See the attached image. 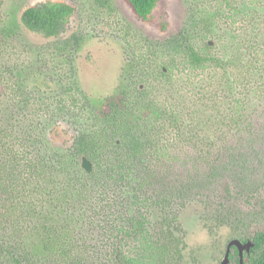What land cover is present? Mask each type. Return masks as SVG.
<instances>
[{"label":"flooded vegetation","instance_id":"flooded-vegetation-1","mask_svg":"<svg viewBox=\"0 0 264 264\" xmlns=\"http://www.w3.org/2000/svg\"><path fill=\"white\" fill-rule=\"evenodd\" d=\"M92 1L117 18L118 35L131 61L122 70L116 93L102 99L93 100L79 83H70L68 97L59 100L72 117L83 115L98 125L82 126L65 152L81 133L97 131L103 137L97 152L102 156L79 157L84 180L98 169L104 182L115 176L129 191L119 193L121 211L105 223L113 247L106 258L97 253L94 261L84 259L85 264H264V0H186L183 29L156 41L136 28L150 21L162 0L148 18L140 17L128 0H123V13L110 0ZM28 8L20 17L23 25ZM0 23L1 57L17 44L9 40L13 22ZM79 42L76 35L62 41L55 59L67 55L72 67ZM9 63L3 65L0 58V89L7 90L8 97L0 95V136L5 133L2 117L23 98L21 71L26 61ZM259 117L260 129L254 124ZM242 153L246 163L237 160ZM180 155L187 171L196 168L201 174L191 185L200 189L197 196L202 198L196 212L203 223L196 242L178 215L170 214L171 183L168 188L164 184L171 172L168 161ZM83 157L93 164L89 173L82 167ZM229 161L231 173L245 174L246 187L242 193L241 184L231 179V194L220 199L211 186L216 185V172L225 167L221 163ZM113 168L117 173L109 171ZM181 188L187 189V184Z\"/></svg>","mask_w":264,"mask_h":264},{"label":"rangeland","instance_id":"rangeland-1","mask_svg":"<svg viewBox=\"0 0 264 264\" xmlns=\"http://www.w3.org/2000/svg\"><path fill=\"white\" fill-rule=\"evenodd\" d=\"M184 1L186 3V0H162L153 11L150 21L139 22L136 29H141L151 41L169 36L175 37L187 22L188 9L185 8ZM42 2H63L74 8L69 25L60 37H46L31 32L21 23L22 12ZM93 2L92 0H0V21L13 22L14 34L9 40L10 44H17L11 48V52L0 57L1 62L3 65H8L12 60H19V65H22L24 60L26 61L23 65L25 70L21 71L23 83L20 91L23 98H18V107L15 110L10 109L2 117L1 129L5 132L2 135L11 139L16 149H21L22 146L31 147L41 156V160L45 158L57 163L60 160L58 151H66L81 127L86 128L87 124L93 123L89 122L92 118L83 115L72 117L68 107L59 100L68 97L66 93L69 91L70 83L72 81L79 83L83 91L93 100L102 99L116 93L122 82V70L127 69L131 61L126 52L127 47L118 35L117 18L108 15L106 7ZM109 4L116 11L118 8L122 13L123 10L125 11L126 5L123 0H110ZM73 35L80 38L81 42L78 43L76 58L71 61V67L69 63L67 64V55L65 57L60 53L55 59V49L62 41L70 39ZM12 52L13 56L10 55ZM72 68L75 70L73 76ZM5 92L7 90L0 89V95L8 99ZM257 121H254L255 126L262 128L259 124L263 122V117H259ZM96 125L95 123L91 126ZM181 160L180 155L168 161L171 172L169 175L166 174L169 179L164 184L168 188V183H171V191L168 192L172 204L169 208L170 214L178 215L185 232L196 242L203 223L196 212L199 200L201 201L202 198L199 199L197 196L200 189L193 188L197 184L193 179L201 174L196 168L187 171L189 168L187 161L181 164ZM237 160L246 163V155L242 153ZM221 164L225 167L221 169L222 172H216L213 181L216 185L211 186L210 183L206 185L213 187L217 198L219 195L222 199L226 192L229 191L231 194V179H235L241 184L243 193L246 187V183L243 182L246 181L245 174L231 173L228 170L232 164L230 161ZM19 166L20 170L25 169L26 172L29 170L23 161ZM61 170L56 169L54 180L46 184L39 178H27L20 174L17 179V192L13 193L9 189L0 190V221L3 225L0 226V233L5 230L8 234L6 237L22 240L25 245L30 246L38 240V236L32 232L34 225L47 221L59 227H69L73 231V239L77 241H75L78 246L75 249L76 254H82L88 262L90 259L94 261L98 256L97 253L101 258H106V253L113 246L106 238L108 235L105 232L107 228L105 223L108 224L109 219L116 218L121 211V208H118L119 193L125 194L129 190L117 183L115 176L108 177L109 180L105 182L102 178L94 176L74 181L65 170ZM68 170L72 171L70 167ZM185 184L188 188L182 189ZM31 204L34 210L29 213ZM16 205L19 207V214L23 215L21 225L19 224L20 229L12 225L11 221V210L14 207L17 208L18 214ZM43 214L47 217L41 216Z\"/></svg>","mask_w":264,"mask_h":264},{"label":"trees","instance_id":"trees-1","mask_svg":"<svg viewBox=\"0 0 264 264\" xmlns=\"http://www.w3.org/2000/svg\"><path fill=\"white\" fill-rule=\"evenodd\" d=\"M128 1L140 17L148 18L160 0ZM72 13L73 8L66 3L43 2L28 8L23 13L22 22L32 31L46 36H58L66 30L68 18ZM129 135L132 139L134 138L131 133ZM102 139V135L97 131L90 135L81 133L69 152L59 153L69 165L62 161L55 165L45 158L41 160V156L31 147L24 148L22 146L21 149H16L12 140L0 136V190L9 189L13 193L17 192V179L20 174L27 178H39L45 184L52 182L56 169L58 171L65 170L74 178V181H81L85 173L80 168L79 157L83 154L92 158L101 157L102 153L98 154L97 152L103 147ZM22 161L29 168L27 172L25 169L20 170L19 168ZM17 163L19 164L17 165ZM69 166L70 169L72 168L71 172L68 170ZM109 171L117 173L116 168L109 169ZM91 176L101 178V171L97 169L88 177ZM16 206L18 207V205ZM33 210L34 207L31 204L29 213H32ZM22 216L19 214V207L18 214L16 207L11 210L12 225L17 226L18 229H20ZM41 216L47 217L44 214ZM0 226H3L1 221ZM32 232L38 236V240L27 246L22 240L6 237L8 234L2 230L0 233V264H85L83 255L76 254L77 241L73 239V231L69 227H59V225L44 221L35 224Z\"/></svg>","mask_w":264,"mask_h":264},{"label":"water","instance_id":"water-1","mask_svg":"<svg viewBox=\"0 0 264 264\" xmlns=\"http://www.w3.org/2000/svg\"><path fill=\"white\" fill-rule=\"evenodd\" d=\"M82 167L86 172H91L93 168V164L86 158H82Z\"/></svg>","mask_w":264,"mask_h":264}]
</instances>
